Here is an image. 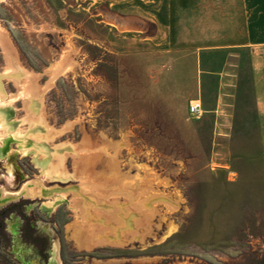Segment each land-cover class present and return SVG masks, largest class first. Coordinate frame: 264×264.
Returning <instances> with one entry per match:
<instances>
[{
  "label": "rangeland",
  "instance_id": "1",
  "mask_svg": "<svg viewBox=\"0 0 264 264\" xmlns=\"http://www.w3.org/2000/svg\"><path fill=\"white\" fill-rule=\"evenodd\" d=\"M172 3L0 0V76L14 66L24 76L1 78L15 122L1 139L12 138L20 181L2 159L0 201L52 207L58 264H254L264 254L262 161L243 135L209 158V121L187 113L194 49L176 47L191 33L158 16ZM22 135L55 151L48 164L63 179L20 153Z\"/></svg>",
  "mask_w": 264,
  "mask_h": 264
},
{
  "label": "crops",
  "instance_id": "2",
  "mask_svg": "<svg viewBox=\"0 0 264 264\" xmlns=\"http://www.w3.org/2000/svg\"><path fill=\"white\" fill-rule=\"evenodd\" d=\"M158 16L191 33L176 47L194 49L189 104H200L198 123L209 121V158L221 154L216 145L243 135L264 168V0H175Z\"/></svg>",
  "mask_w": 264,
  "mask_h": 264
},
{
  "label": "flooded vegetation",
  "instance_id": "3",
  "mask_svg": "<svg viewBox=\"0 0 264 264\" xmlns=\"http://www.w3.org/2000/svg\"><path fill=\"white\" fill-rule=\"evenodd\" d=\"M9 142L0 147V163L5 160L13 164L16 152L7 155ZM15 174L19 183L16 169ZM20 199L0 201V264H58L50 229L52 207L40 205L35 199ZM13 221L16 224L8 230L7 222Z\"/></svg>",
  "mask_w": 264,
  "mask_h": 264
},
{
  "label": "bare ground",
  "instance_id": "4",
  "mask_svg": "<svg viewBox=\"0 0 264 264\" xmlns=\"http://www.w3.org/2000/svg\"><path fill=\"white\" fill-rule=\"evenodd\" d=\"M10 68H11L10 72L5 74V75L3 74L4 75V76L2 75L3 77H7V78L12 77L13 80H15V81H19L20 79H22L24 77L21 74V71L18 69L17 66L10 67ZM2 76H0V130L3 129V130H1L3 132L0 131V142H2L4 144V142L12 140V138L9 139L10 137L9 138L7 137L5 139H1V138L4 137L3 136L4 134H7L8 132H10L14 129V126H15L14 123L15 122L14 123L8 122L9 117L12 116V114H13L11 107H10L11 105H9L8 103L7 104H1L4 101V97H5L4 96L5 94H3L4 92H3L2 86H1ZM27 102H28V100H27ZM30 102H31L30 103V109L31 110H33V108H34V110L37 109V106L35 105V103L32 100ZM28 105H29V103H28ZM32 130L30 131V134H34V133L38 132V130L40 131L41 129L37 128V126H36ZM16 133H18V132H16ZM25 135H27V134H25ZM25 135H22L21 137L13 136L14 140H16L15 142H17L19 144L18 149L20 150V153L25 154V155L26 154H30V155L34 154L33 160L36 162V164L40 165L42 171H45L46 167L49 165L48 161L51 160L50 153L55 152V151L50 150L49 148H46L47 146L45 145V143L43 141H41V140L37 141V138H39V136L37 138L34 137L35 139H33V141H30V139H28ZM2 143L0 146H3ZM28 148H30V149H28ZM39 155H41L42 157H37ZM3 164H4V168L7 171L8 177L11 179L10 182H12V180H13V182H15L14 180H15L16 174H15L14 167L11 164H9L8 161H4ZM50 167L51 166L49 165L48 166V169H49L48 175L51 177V179H63L62 175L55 176L56 175L55 173H57V172H55V171H57L56 167L53 168V166H52L51 169H50Z\"/></svg>",
  "mask_w": 264,
  "mask_h": 264
},
{
  "label": "built area",
  "instance_id": "5",
  "mask_svg": "<svg viewBox=\"0 0 264 264\" xmlns=\"http://www.w3.org/2000/svg\"><path fill=\"white\" fill-rule=\"evenodd\" d=\"M187 113L190 118L192 119H198L201 116V109L200 104L198 102H195L193 104H189L187 108Z\"/></svg>",
  "mask_w": 264,
  "mask_h": 264
},
{
  "label": "trees",
  "instance_id": "6",
  "mask_svg": "<svg viewBox=\"0 0 264 264\" xmlns=\"http://www.w3.org/2000/svg\"><path fill=\"white\" fill-rule=\"evenodd\" d=\"M254 264H264V254L252 253Z\"/></svg>",
  "mask_w": 264,
  "mask_h": 264
}]
</instances>
